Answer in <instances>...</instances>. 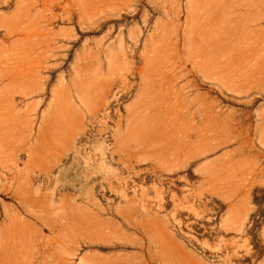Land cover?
Returning <instances> with one entry per match:
<instances>
[{"label": "rangeland", "instance_id": "374dc122", "mask_svg": "<svg viewBox=\"0 0 264 264\" xmlns=\"http://www.w3.org/2000/svg\"><path fill=\"white\" fill-rule=\"evenodd\" d=\"M12 214L0 264H264V0H0Z\"/></svg>", "mask_w": 264, "mask_h": 264}, {"label": "bare ground", "instance_id": "6f19581e", "mask_svg": "<svg viewBox=\"0 0 264 264\" xmlns=\"http://www.w3.org/2000/svg\"><path fill=\"white\" fill-rule=\"evenodd\" d=\"M14 215L9 216V229L10 232L5 236H0V257L3 259H11L16 263L19 252L22 250V246H26L28 242V234L25 232L19 233L16 222L14 223ZM25 223V222H23ZM20 264H30L28 256L25 259L19 260Z\"/></svg>", "mask_w": 264, "mask_h": 264}]
</instances>
